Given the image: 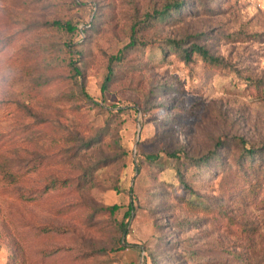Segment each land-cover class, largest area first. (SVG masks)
Masks as SVG:
<instances>
[{"label":"rangeland","instance_id":"1","mask_svg":"<svg viewBox=\"0 0 264 264\" xmlns=\"http://www.w3.org/2000/svg\"><path fill=\"white\" fill-rule=\"evenodd\" d=\"M166 1L0 0V59L14 72L0 100V264H264V186L246 196L264 159L239 165L238 142L264 149L251 87L264 85V0H182L146 18ZM171 40L219 64L185 61ZM208 155L216 166L187 160ZM177 197L211 211L190 215Z\"/></svg>","mask_w":264,"mask_h":264},{"label":"trees","instance_id":"2","mask_svg":"<svg viewBox=\"0 0 264 264\" xmlns=\"http://www.w3.org/2000/svg\"><path fill=\"white\" fill-rule=\"evenodd\" d=\"M181 6H182V0L166 1L164 3V5L161 7V9L153 10V13L147 14L146 18H151V19L152 18H160L162 16L167 15L171 9L178 10L181 8ZM52 25L59 27L63 30H66L67 32H70V33L77 31V27L71 25L70 23H60V22L56 21V22H53ZM81 32L84 33V29L81 30ZM130 37H131V41L125 46V48H130V47L134 46V44H135V39H134L133 34H131ZM179 44L180 43H178V41H174V40L169 41V46L171 45V46H173V48L175 50L179 51L182 54L183 60L188 61L191 59L192 55L196 54L201 58V60L203 62L207 63L208 65H218L219 64L218 60L216 58H214L212 55H210L209 51L204 49L202 46L193 44L187 49H182L181 47H179ZM119 56H120V54L116 55L115 57H111L110 61L118 60ZM72 65H73V63H70L71 70H72L71 71L72 76L75 78H77V77L79 78L82 75L80 68H78L76 66L73 67ZM112 76H113L112 70L110 69V67H108L107 73H106L104 80H103V83L101 85V91L103 92L105 97L107 96V98H108V95L106 94L105 91L107 89L108 84L112 81ZM252 84L253 85L251 87L253 88L255 95L259 99L264 100V85H259L257 82H254ZM79 94H81V96L85 100H87V101L91 100V98L87 95V93L85 92V89L82 85L79 88ZM238 142H239L240 146L242 147L241 153L239 155V165H243L245 163L244 168H246L248 170L249 169L253 170L254 164L256 162H258L256 160L258 158L264 159V149H254L252 147L246 148L245 147L246 143L242 139H239ZM219 145L220 144L218 143V146ZM180 154L181 153H173V154H170L169 157L174 158L177 162H180L182 159L183 160L186 159L184 157H181ZM208 158H209V155L205 156L201 159H187V160H188V162L191 163L189 165H193L195 167V169H201L202 170V168H206L207 161L212 162V164L214 162L215 163L214 165L215 166L217 165L216 163L219 161V159L217 157H215L213 159L212 158L208 159ZM1 161H3L2 158H1L0 162ZM42 161H38V164L41 163V164L47 165L50 162V160H48V158L45 160H42ZM252 161H256V162L252 163ZM258 164H259V162H258ZM181 165H182V163H181ZM189 165L187 167H189ZM4 167H5V172H6L7 176H10L11 174H13L12 173V171H13L12 169L14 167L13 164L7 165L6 162L4 161ZM182 167L183 166L176 168L175 175L178 178V183H180L183 186L184 190L186 191V194H188L189 196L192 197L196 194L193 192L192 188L190 187L191 185L187 183L188 181H186V179H185L186 172H184L185 167H183V169H182ZM51 183L54 184L55 181L51 182ZM263 186H264L263 182L254 181L252 185H249V190L246 191L247 192L246 193L247 198L248 199H251V198L254 199L261 192L260 189ZM177 199L181 203L182 206L186 207L187 212L190 215H194L193 214L194 211H198V213H202V214H205V213H208L211 211L210 208L206 205L205 201H203L201 199H187V198H182V197H177ZM260 202L264 204V195L260 199ZM132 207H133V204L131 202L128 203L125 211L122 214V221H121V226H120L121 236L126 234V228L129 224L130 218H131L132 213H133ZM118 208L119 207L117 205H113L112 207L109 208V210H110V212L114 213ZM218 214H222V212L218 211ZM48 230L49 229H41L40 234L41 233H44V234L48 233L49 232ZM121 241L122 240L119 239V243ZM122 242L124 243L125 241L123 240ZM24 262L25 261L21 257H17V255H15L14 257L12 256L11 262H9L8 264H24Z\"/></svg>","mask_w":264,"mask_h":264},{"label":"clouds","instance_id":"3","mask_svg":"<svg viewBox=\"0 0 264 264\" xmlns=\"http://www.w3.org/2000/svg\"><path fill=\"white\" fill-rule=\"evenodd\" d=\"M13 78L14 72L2 62V59H0V100H2L5 94L10 90Z\"/></svg>","mask_w":264,"mask_h":264}]
</instances>
